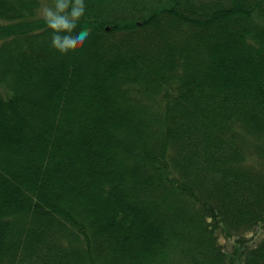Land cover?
I'll list each match as a JSON object with an SVG mask.
<instances>
[{
    "label": "trees",
    "instance_id": "trees-1",
    "mask_svg": "<svg viewBox=\"0 0 264 264\" xmlns=\"http://www.w3.org/2000/svg\"><path fill=\"white\" fill-rule=\"evenodd\" d=\"M44 5L0 0V264H264V0H84L67 54Z\"/></svg>",
    "mask_w": 264,
    "mask_h": 264
},
{
    "label": "clouds",
    "instance_id": "clouds-1",
    "mask_svg": "<svg viewBox=\"0 0 264 264\" xmlns=\"http://www.w3.org/2000/svg\"><path fill=\"white\" fill-rule=\"evenodd\" d=\"M84 0H54V7H45L42 11L43 19L47 26L53 30L51 37V47L67 54L83 47L88 36V30H82L76 35H61V33H71L77 21L84 15Z\"/></svg>",
    "mask_w": 264,
    "mask_h": 264
},
{
    "label": "rangeland",
    "instance_id": "rangeland-1",
    "mask_svg": "<svg viewBox=\"0 0 264 264\" xmlns=\"http://www.w3.org/2000/svg\"><path fill=\"white\" fill-rule=\"evenodd\" d=\"M45 7H49L48 5H44L43 9ZM264 233V223L253 230L250 234H247V238H243V241L240 242V240H236L235 237L232 238H226L224 236H220V244L222 248H224L227 251L228 256H232V258L229 259V261L234 260V258L237 255V252L239 248L241 247L240 243H246L249 245L256 244L261 238ZM240 242V243H239Z\"/></svg>",
    "mask_w": 264,
    "mask_h": 264
}]
</instances>
